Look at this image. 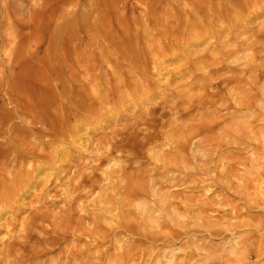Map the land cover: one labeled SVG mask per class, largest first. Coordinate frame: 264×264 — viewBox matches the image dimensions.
Listing matches in <instances>:
<instances>
[{"label": "rangeland", "instance_id": "rangeland-1", "mask_svg": "<svg viewBox=\"0 0 264 264\" xmlns=\"http://www.w3.org/2000/svg\"><path fill=\"white\" fill-rule=\"evenodd\" d=\"M37 1L42 13L50 10L40 0H10L8 10L0 2V107L13 113L0 143L16 138L53 146L54 151L50 158L47 151L39 154L44 172L37 177L32 171L38 181L19 189L1 207L6 215L0 224V254L23 237V223L33 218L31 207L71 211L72 216L60 248L29 259L25 248L18 247L19 255L8 264H49L51 258L70 264L71 257L77 264H264V10L254 7L259 1L241 14L236 27L228 29L231 20L221 21L220 37L180 58L171 55L162 63L150 59L145 72L131 67L103 32L115 33L119 27L141 32L140 49L149 52L145 34H156L158 27L150 0L69 2L48 30L35 31L18 23L13 11L29 20L27 5ZM155 1L157 14L171 20L168 16H174L177 6ZM214 3L203 4L198 11L202 19L215 21ZM94 18L99 19L96 24ZM86 23L91 34L100 32L99 46L73 54L74 34ZM159 42L168 47L171 41L164 37ZM182 42L184 48L185 38ZM33 49L37 63L24 68L21 78L33 80L37 67L52 89L42 86L45 91L31 96L38 110L26 117L12 102L17 97L9 84L12 71L20 72L16 62L21 54ZM201 60L208 65L199 70L195 63ZM116 70L129 85L136 79L147 89L122 110L112 102L100 103L102 92L115 95ZM251 93L256 101L247 100ZM46 96L53 99L50 108L39 109ZM90 107L99 108L98 114ZM57 114L78 131L59 130L64 135L56 136L49 124L32 123ZM203 122H209L207 129L195 130ZM183 126L194 130L173 137L171 132ZM14 127L21 129L18 135ZM258 131L262 135L256 136ZM208 137L213 141L207 143ZM178 150L183 152L177 162L167 165L163 156ZM229 157L237 160L234 171ZM250 162L258 163L260 174H248ZM131 187L136 194L123 203ZM19 198L26 208L7 225ZM45 226L50 229V223Z\"/></svg>", "mask_w": 264, "mask_h": 264}, {"label": "bare ground", "instance_id": "bare-ground-1", "mask_svg": "<svg viewBox=\"0 0 264 264\" xmlns=\"http://www.w3.org/2000/svg\"><path fill=\"white\" fill-rule=\"evenodd\" d=\"M40 1H43V4L45 3L46 5L49 4L50 10L47 13H42L39 10L38 1L35 3L32 2L31 4L27 5L26 8V10L30 13L31 18L29 20H25L21 18V16H18L19 11L15 10L13 11L15 20L18 23H22L23 25L28 26L30 29H33L35 31H38V29L41 28H45L46 30H48L51 23L50 21L53 19L54 15L60 8H62L69 2L81 3L84 0H57V2L50 0ZM166 1H171L169 3L171 4V7L173 5L177 6V9L174 10V16H168L171 20H165L155 11L157 10V7H159V1L157 2L155 0H150L149 2V8H151L150 10L153 11V22L156 24V26H158L156 34H153L154 32H146L145 34L147 35V42L149 43V52L146 50L144 51V49H140L139 43L141 39L143 40L141 32H134L129 29L124 30L120 27L116 30L114 29L115 33L113 32V30H111L110 33L103 32V37L105 38L106 42L112 45L120 55H123L125 59L129 58V61L132 64L131 67H133L135 70H143L144 72L147 71V62H149L150 59L159 60L162 63L165 62L169 57H171V55L175 56L176 58H180L184 55L190 54V52L192 51L191 48H193L194 46L203 45L207 39H210L214 36L220 37L222 32L221 21L231 20L227 28L232 29L240 23L242 16L241 14L244 13L248 7H253L257 3L255 0ZM209 1H216V3L213 4L216 10L214 15L216 19L213 22L202 19L201 16H199L198 12L203 8V4H208ZM258 1V4L254 7L264 10V0ZM0 2L1 6H3L4 9L8 10V8H10V0H1ZM98 20L94 18L93 23L96 24ZM43 25L45 26L43 27ZM86 26L80 33H77L76 35L74 34L73 43H76V47L74 48V51L72 50L73 54L82 55L83 49L99 46L100 32H96L95 35H93L91 34L92 31L90 30V28ZM28 31L26 32L28 33ZM83 33H86L87 37H85ZM26 37L27 34L23 33L22 38ZM37 37L40 41H43V38H41V36ZM164 37L169 38V40L171 41L168 47L161 46L159 42ZM184 38L186 40V45L184 46V48H182L181 44L183 43L182 40ZM37 56L38 52H36V49H33L30 52L24 51V53L21 54L16 62V67L20 69V72H16L14 70L12 71L13 79L9 84L10 91L14 95V98L17 97L14 100H12L11 98L12 102H15L16 106L21 109V112L26 117L29 116L27 112L29 113L33 108H37V105L34 102H31V96H33L37 90L43 89V87L47 91H50L49 89H52L50 80L46 79L45 75L42 74V70L37 67L33 74V80L25 81L26 76L21 78V72L24 68L28 67L31 64L36 65L37 62L35 61L38 58ZM116 63L119 65V60L116 59ZM207 65L208 63L203 60L195 63V67L199 70L204 69ZM75 73L77 74V71H75ZM76 74L74 78L77 79ZM114 76V82L112 81L114 85H112V82L108 83H110L114 87L115 95L112 97L108 91L102 92V99L100 103L112 102L118 110H122L125 108L127 102L136 100L138 96H142V94H144L147 90L146 87L142 85V83L138 84L136 79H133L131 82L132 84L129 85L128 80L126 78H123L121 73L117 70ZM78 86H80L81 88L83 86L85 87V85H82L80 82L78 83ZM95 87L100 88V85L96 84ZM56 88L57 86H55L54 88V94ZM44 99L46 100L42 99L40 102L41 105H38V107L39 109H42L41 107L43 106L45 107V110H47L48 108H50L49 105L53 99L47 96ZM247 100L256 101L254 100V94H249L247 96ZM82 106L85 109V106L83 104ZM36 110H38V108ZM90 111H92L93 114H98L99 108L96 109L95 107H90ZM12 116V112L5 110L3 106L0 107V138L7 134V120H10ZM55 117L49 115L40 116L39 120H32V123L35 124V122H39L43 125L49 124L50 132L54 133L56 136L58 134L64 135V133H68L69 131L67 130H75V132L78 131V127L69 125L70 123H65V118H62L59 115H55ZM81 117L84 116L81 115ZM208 126L209 122H203L200 126H195L194 128L195 130L199 129L201 131L206 130ZM182 128L184 129L181 131L177 130L176 132H171L172 136L180 139L182 136H185V133L187 135H190V131L194 130L193 127L188 128L183 126ZM20 130V128L17 129L16 127H14L12 131L14 132V134L18 135V132L20 133ZM59 130L63 131L64 133H59ZM260 135H262V132L258 131L256 133V136ZM212 139L213 137H208L206 139V142L210 143L213 141ZM131 141L135 143L134 135L131 137ZM181 150L176 151V153L173 155H164L163 161L167 165L174 164L175 162H177V156L182 155L181 152L183 151ZM43 151H47V156L50 158L52 155V151H54L53 146L47 148V146L38 145L37 143L33 142L21 143L18 142L16 138L6 144L0 143V224H3L6 215L5 210H2L1 207L4 208L8 201H12L19 189L24 186H31L35 184L38 181L37 177L39 176V174L44 172V170L42 171V165L39 164L41 162L39 154ZM31 153L34 157L30 156ZM229 158L231 159V161H233L232 170L234 171L237 160H234L233 157ZM51 159L56 162V158ZM248 165L250 166L248 174L254 175L256 173H261V169L258 168V163L250 162L248 163ZM32 171L37 174V177L33 176ZM129 180L130 179L128 178L127 181ZM136 191V187H131L128 190V196H125L122 202L124 203V201H130V197L132 198L136 194ZM14 200L17 201L16 199ZM37 200H39V198H37ZM25 206L26 204L24 203V201L19 198V204L15 205L14 207L15 217L8 222L6 221L5 223L7 225L11 224L12 221L16 219V216H19L23 209L26 208ZM31 208V210L34 212L33 218L23 223V225L25 224L24 230L22 231L23 237L19 239L20 241L14 239V241H11L7 244L5 250L0 254V264L4 261L8 264L14 257H17V255H19L18 247L21 249L25 248V254L28 255L27 257L29 259L51 254L53 250L60 248L62 241L66 238V233L68 232L69 225L71 223V211L54 212L45 207L43 208V210L34 207ZM124 219L126 221L131 220L128 217H124ZM47 223H50V229L45 226V224ZM49 264H58V262L55 258H51ZM70 264H77V261H75V259L71 257ZM83 264H86V262H84Z\"/></svg>", "mask_w": 264, "mask_h": 264}]
</instances>
